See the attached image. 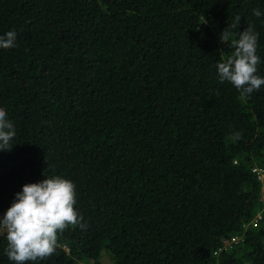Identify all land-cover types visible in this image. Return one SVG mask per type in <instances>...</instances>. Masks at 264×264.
Instances as JSON below:
<instances>
[{"label":"trees","instance_id":"1","mask_svg":"<svg viewBox=\"0 0 264 264\" xmlns=\"http://www.w3.org/2000/svg\"><path fill=\"white\" fill-rule=\"evenodd\" d=\"M249 25L264 78V0H0V36L17 33L0 49L17 132L0 219L25 184L60 176L87 225L29 264H264V85L242 96L216 67ZM6 247L0 228L14 264Z\"/></svg>","mask_w":264,"mask_h":264},{"label":"clouds","instance_id":"2","mask_svg":"<svg viewBox=\"0 0 264 264\" xmlns=\"http://www.w3.org/2000/svg\"><path fill=\"white\" fill-rule=\"evenodd\" d=\"M260 17V10H253ZM233 27L239 24L236 16ZM232 33L225 29L221 42L228 41ZM17 33L10 30L0 36V49L16 46ZM258 33L249 25L231 41L232 55L217 64L221 82L228 81L241 95H250L264 85V78L257 75L260 58L256 54ZM15 125L7 118L6 110L0 107V152H10L16 138ZM75 185L60 176H51L40 182L25 184L9 209L0 219V228L6 232L7 247L4 249L14 264H29L53 255L58 245L59 234L69 226L86 229L83 217L75 210Z\"/></svg>","mask_w":264,"mask_h":264},{"label":"built area","instance_id":"3","mask_svg":"<svg viewBox=\"0 0 264 264\" xmlns=\"http://www.w3.org/2000/svg\"><path fill=\"white\" fill-rule=\"evenodd\" d=\"M252 172L257 176V179L260 181L261 184L260 196L258 201L262 203V210L256 212L251 221V225L253 227H256L259 221L261 220L262 212L264 211V168L256 166L252 169ZM239 241H240L239 237H233L231 241L226 245V248L230 247L231 244L237 243Z\"/></svg>","mask_w":264,"mask_h":264},{"label":"rangeland","instance_id":"4","mask_svg":"<svg viewBox=\"0 0 264 264\" xmlns=\"http://www.w3.org/2000/svg\"><path fill=\"white\" fill-rule=\"evenodd\" d=\"M107 254V253H106ZM108 255V254H107ZM87 264V263H86ZM100 264H112L111 260L108 256L104 255L103 258L101 259V263Z\"/></svg>","mask_w":264,"mask_h":264}]
</instances>
